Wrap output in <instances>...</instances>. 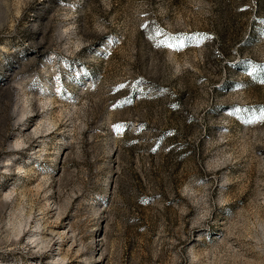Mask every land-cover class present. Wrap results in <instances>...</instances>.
Masks as SVG:
<instances>
[{
    "label": "rangeland",
    "instance_id": "obj_1",
    "mask_svg": "<svg viewBox=\"0 0 264 264\" xmlns=\"http://www.w3.org/2000/svg\"><path fill=\"white\" fill-rule=\"evenodd\" d=\"M0 264H264V0H0Z\"/></svg>",
    "mask_w": 264,
    "mask_h": 264
},
{
    "label": "snow or ice",
    "instance_id": "obj_2",
    "mask_svg": "<svg viewBox=\"0 0 264 264\" xmlns=\"http://www.w3.org/2000/svg\"><path fill=\"white\" fill-rule=\"evenodd\" d=\"M189 39H191V38H189ZM169 40L170 41H176V43L175 44H173V43H170V42H168L167 43V46L168 47H176L177 49H179V48H181V47H183L184 45H183V39L181 38V37H169ZM161 44H164V43H166L165 41H161L160 42Z\"/></svg>",
    "mask_w": 264,
    "mask_h": 264
}]
</instances>
